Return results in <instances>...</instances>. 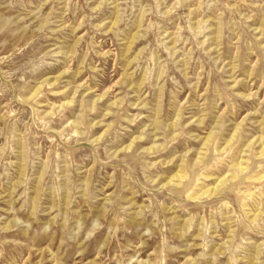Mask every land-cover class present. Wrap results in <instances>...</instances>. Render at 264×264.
<instances>
[{
  "label": "rangeland",
  "instance_id": "374dc122",
  "mask_svg": "<svg viewBox=\"0 0 264 264\" xmlns=\"http://www.w3.org/2000/svg\"><path fill=\"white\" fill-rule=\"evenodd\" d=\"M258 136L264 0H0V264H264Z\"/></svg>",
  "mask_w": 264,
  "mask_h": 264
},
{
  "label": "bare ground",
  "instance_id": "6f19581e",
  "mask_svg": "<svg viewBox=\"0 0 264 264\" xmlns=\"http://www.w3.org/2000/svg\"><path fill=\"white\" fill-rule=\"evenodd\" d=\"M71 103H72V100L67 101V104H71ZM241 125H242V122H240L239 124H237V126L235 127L234 132L230 136V139L227 141V145H229L233 140L236 139V137H238V134H239V130H240V126ZM215 134H216V131H211L210 134L207 135L206 140L204 142V147L202 145V147L204 149H207V150L209 149L210 142H211V140H213V138H215V136H216ZM263 141H264V136H261V137L258 136V138H255L254 137L246 145L245 150H251L255 144H257V143L260 142V145L259 146H261V149H260V152L259 153L260 154H263L264 153V142ZM128 147L130 148V146H127V148ZM246 156H247V154H245V151H244V154L242 155V158L233 165V168H236V171L237 172H245L247 170V166H244V164H246V159L244 157H246ZM197 159H198V157H197ZM183 161H185V160H183ZM226 175L224 177L220 178L219 181H218V183H216L215 186H212L211 188H208L207 190H205L204 192H202V194L203 195L204 194H208L209 195V194H215L216 192H218L219 189H220V187H221V185L224 183V181L226 179ZM233 177H236L234 173H233ZM184 178H185L184 169L181 168L176 174L174 173V175L172 176V178H170L167 181V184L170 185L173 182V180H183ZM198 198H200V196H198Z\"/></svg>",
  "mask_w": 264,
  "mask_h": 264
}]
</instances>
